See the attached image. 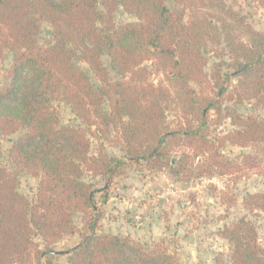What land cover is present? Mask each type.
I'll list each match as a JSON object with an SVG mask.
<instances>
[{"label":"trees","instance_id":"trees-1","mask_svg":"<svg viewBox=\"0 0 264 264\" xmlns=\"http://www.w3.org/2000/svg\"><path fill=\"white\" fill-rule=\"evenodd\" d=\"M173 1L174 11L164 0H0V59L5 49L13 55L0 85V137L23 131L8 149L13 168L0 164V264H52V245L77 230L80 240L66 252L68 264H178L162 243L145 248L128 236L97 232V190L83 175L104 180L106 201L110 182L127 164L150 172L168 168L173 175H225L239 166L220 153L224 143L241 149L264 143V119L222 108L225 100L244 98L264 105V34L251 31L247 42H234L227 21H237V14L223 0ZM254 1L264 8V0ZM118 6L136 20L115 25ZM201 7L209 15L201 16ZM40 20L52 28L46 47L37 42ZM216 23L233 56L230 76L239 80L231 91L220 64L209 78L204 71L202 46L220 40ZM75 59L88 65L98 84ZM145 61L157 72L156 82ZM110 70L118 78L111 79ZM174 97L185 106L169 122L166 108ZM53 101L69 106L79 123L62 125ZM211 111L234 128L210 139ZM111 131L122 156L107 154L102 144L91 152V137ZM241 156L248 163L250 155ZM21 172L39 178L33 200L18 190ZM243 201L263 207L264 194H247ZM220 236L230 244V264H264L250 221L241 217Z\"/></svg>","mask_w":264,"mask_h":264},{"label":"rangeland","instance_id":"rangeland-1","mask_svg":"<svg viewBox=\"0 0 264 264\" xmlns=\"http://www.w3.org/2000/svg\"><path fill=\"white\" fill-rule=\"evenodd\" d=\"M164 2L170 10H177L173 0H164ZM223 2L237 14V21H227L229 25L226 34H229L234 42H247L251 31L264 34V8L258 2L254 0H223ZM97 8L101 9L98 2ZM197 10L201 16L209 15L211 11L207 7ZM112 18L115 25L136 20L135 15L127 13L121 6L115 9ZM216 25L221 32L220 40H207L202 46L203 54L207 58L204 71L209 78L210 75L217 73L215 64H220V75L229 74L230 80L228 77L225 78L224 84L231 91L238 87L239 80L230 76L233 56L226 47L227 35L222 31L220 23ZM36 37L41 47L52 43V28L45 20L39 21ZM12 60V53L5 49L0 59V85ZM74 61L77 66L87 71L93 83L98 84L85 62L80 59ZM102 62L108 66L106 56H102ZM143 66L151 71V78L156 82L158 74L154 71L151 62L145 61ZM110 76L111 79L118 78L112 70ZM210 82L212 84L211 79ZM189 85L199 91V87L194 83ZM52 105L62 125L79 123L64 102L53 101ZM182 106H185L184 103L174 97L173 103L166 108L167 121L175 120ZM225 106L234 108L243 116L264 119V105L254 99L225 100L222 102V108ZM103 109L108 110L106 103L103 104ZM222 113L224 114V109ZM210 114L207 129L210 139H215L234 128L223 114L217 115L213 111ZM22 132L19 130L0 137L1 166L7 169L13 168L8 157V149L12 140ZM113 134L111 131L109 135L91 137V152L102 144L107 154L121 157L122 151L111 141ZM180 149L179 151H182L185 148ZM219 151L224 158L239 167L237 169L230 167L225 175L213 172L202 176L196 174L186 176L184 173L173 175L168 168L150 172L135 169V166L127 164L110 182L106 201H103V191H101L104 180L100 176L92 177L89 173H85L83 179L91 182L97 190L95 202L102 212L97 232L128 236L145 248L156 242L162 243L170 253L175 254L178 264H230V244L220 236V232L225 226H230L243 217L253 224L257 243L264 248V205L258 207L260 205L256 203L246 206L243 201L247 194H264V143L243 149L224 143ZM241 152L250 155L248 163L242 159ZM179 155L180 152L176 156ZM202 157L198 156L196 160H201ZM38 180V177L26 172L19 173L17 177L19 192L33 200ZM72 218L74 224L81 228L80 215L75 213ZM79 240L78 230L59 238L52 245L55 252L52 264H68L66 252Z\"/></svg>","mask_w":264,"mask_h":264},{"label":"water","instance_id":"water-1","mask_svg":"<svg viewBox=\"0 0 264 264\" xmlns=\"http://www.w3.org/2000/svg\"><path fill=\"white\" fill-rule=\"evenodd\" d=\"M174 158L172 159V162H173Z\"/></svg>","mask_w":264,"mask_h":264}]
</instances>
